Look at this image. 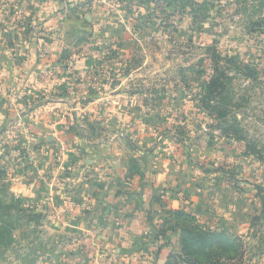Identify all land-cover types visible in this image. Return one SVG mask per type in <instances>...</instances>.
<instances>
[{"label":"rangeland","instance_id":"obj_1","mask_svg":"<svg viewBox=\"0 0 264 264\" xmlns=\"http://www.w3.org/2000/svg\"><path fill=\"white\" fill-rule=\"evenodd\" d=\"M37 1L0 0V40ZM55 1L93 22L45 40L47 62L5 97L0 264H94L84 234L102 232L81 223L142 184L152 257L163 232L164 264H264V0Z\"/></svg>","mask_w":264,"mask_h":264},{"label":"crops","instance_id":"obj_2","mask_svg":"<svg viewBox=\"0 0 264 264\" xmlns=\"http://www.w3.org/2000/svg\"><path fill=\"white\" fill-rule=\"evenodd\" d=\"M20 6L28 9V12L26 14L22 12L20 17H12L9 31H6V34L0 40V135L4 133L5 127L12 118V115L6 111L7 99L5 97L14 96L17 88H21L26 83H31L32 79L30 77H33L32 75L38 67L47 62L43 57V54L47 52V46L45 45L47 42L45 40L51 37L55 39L57 35L61 34L63 36L67 32L70 33L69 35L72 38L73 36L75 38L82 36L85 25L88 22H93V17L83 14V12L81 14L60 12L61 5H58L55 0L37 1L32 4L21 2ZM37 24H44L43 26L46 27L42 31L41 27H36ZM61 46L62 44L54 45L53 49L48 52L50 54L52 50L57 52V49ZM17 64L22 68L23 73L21 75L16 72ZM150 188L151 186L142 184L137 185V187L133 186V189L126 194L111 195L107 193V198L103 197L102 204L94 209V215L96 216L92 219L83 220L81 227L86 232L93 231V229L102 232L92 237L89 233L84 234L86 242H92L93 245L99 246L100 256L95 257L96 262L94 264H104L105 261L118 264L117 260L119 259L124 260V262L129 261V259H138L142 262L140 264H151L149 262L164 264L166 262L172 249L170 244L167 247L160 248V252L152 257L151 251H148L147 243H142L143 238L141 236L152 229V226L150 227L147 223L150 222L148 216L157 215L156 197H154V193ZM113 217H116L115 220H113ZM145 217H147L146 220ZM74 224L71 222L69 225L73 227ZM222 227L223 230H226L228 222L225 221ZM108 229L132 231V234L130 232L126 235L120 233L119 237L109 236L103 232ZM129 240L139 245V248L127 251L128 245H132ZM108 246L117 247L116 249L120 250L122 254H119L118 250L110 254L109 251H106ZM124 247L125 249H123ZM139 249L142 250L137 252ZM98 261L100 262L98 263Z\"/></svg>","mask_w":264,"mask_h":264},{"label":"trees","instance_id":"obj_3","mask_svg":"<svg viewBox=\"0 0 264 264\" xmlns=\"http://www.w3.org/2000/svg\"><path fill=\"white\" fill-rule=\"evenodd\" d=\"M164 236L165 235L163 234V232H160L157 236H155V240L159 245V249L163 247H167L169 245V243L166 240V237Z\"/></svg>","mask_w":264,"mask_h":264}]
</instances>
